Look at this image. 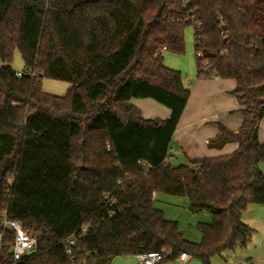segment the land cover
Segmentation results:
<instances>
[{"label":"trees","instance_id":"1","mask_svg":"<svg viewBox=\"0 0 264 264\" xmlns=\"http://www.w3.org/2000/svg\"><path fill=\"white\" fill-rule=\"evenodd\" d=\"M190 26L198 79L234 81L244 119L237 132L219 126L214 144L237 142L233 152L172 165L191 91L163 53L185 54ZM17 51L34 78L16 76ZM46 79L71 88L48 94ZM135 99L171 115L145 118ZM263 116L264 0H0V264H109L162 249L161 263L187 252L212 264L246 247L255 230L243 213L264 204ZM159 194L211 214L201 240L166 217ZM4 212L34 229L35 253L13 258ZM85 225L72 261L67 240Z\"/></svg>","mask_w":264,"mask_h":264},{"label":"crops","instance_id":"2","mask_svg":"<svg viewBox=\"0 0 264 264\" xmlns=\"http://www.w3.org/2000/svg\"><path fill=\"white\" fill-rule=\"evenodd\" d=\"M234 83L223 82L219 78L202 81L198 77L195 82L193 80L187 82L188 86L193 87L192 91L190 90L191 97L172 141L173 144L174 139L177 138V142L179 143L178 150L173 153L171 144L167 161L171 162L172 160H176V163L188 164V162H193L203 157L231 153L238 147V143L233 141L214 144V141L220 133V125L225 126L232 132H237L244 119L241 113L242 106L238 98L234 94H230L236 88V83ZM53 95L59 97L65 96L64 94ZM197 96H199L203 105L207 104V102H213L215 111L208 113V109L205 110L203 106L201 109H199L200 106L199 108H192L190 110L191 102ZM132 103L135 105L133 101ZM197 110L199 111L198 113L195 112ZM233 111H237L238 114L231 115ZM170 115L171 112H166L164 119L169 118ZM208 132L212 136L211 139L207 138L208 135L206 134ZM196 138L201 141L202 146L209 147H195L197 145L193 139L196 140ZM258 138L264 143L260 139L259 130ZM243 220L255 230L252 240L246 247L228 249L220 255H215L212 258V264H246L248 262L252 264H264V204L250 205L243 213ZM109 264H140V262L135 255L129 254L116 256ZM161 264H179V261L177 258ZM190 264H201V261L198 258L192 257Z\"/></svg>","mask_w":264,"mask_h":264},{"label":"rangeland","instance_id":"3","mask_svg":"<svg viewBox=\"0 0 264 264\" xmlns=\"http://www.w3.org/2000/svg\"><path fill=\"white\" fill-rule=\"evenodd\" d=\"M185 41H186V52L183 55H176L169 52H164V61L165 64L177 71H181L184 79V84L186 88L188 87L189 90L192 91L193 87L188 86L187 82L192 81L195 82L197 80V67H196V53L194 48V28L192 26L188 27L185 30ZM13 67L16 71H21L24 69V61L22 59V55L19 51L15 54V59L13 63ZM202 81H210L212 79H199ZM223 82L231 83L234 82L232 80H223ZM235 84V83H234ZM43 90L48 94H64L66 95L69 88L71 87V84L64 83V82H58L53 80H43ZM230 94H233L232 92ZM136 107L141 110L142 115L145 118L148 119H164V114L166 112H170V110L159 104L158 102L152 100V99H139V100H133ZM201 106V107H200ZM202 106L205 108V110L208 109V113L214 112V103L213 102H207V104L203 105L201 102V99L199 96L195 97L194 100L191 102L192 108H199L201 109ZM195 112H199L198 110ZM194 112V113H195ZM238 114L237 111H233L231 115ZM207 138L211 139L212 136L208 132ZM259 136L262 141H264V116L260 122L259 125ZM195 144L197 146L195 147H206L209 146H202L201 141L196 138L193 139ZM179 143L177 142V138L174 139V142L172 144V152H176L178 150ZM194 147V146H193ZM195 149V148H194ZM168 163L172 165H179L180 163H176V160H172L171 162L167 161ZM188 164H192V162H188ZM260 168L264 171V161L260 163ZM155 204L158 208L162 209L166 217L171 220H176L179 222L181 230L184 232V234L191 238L192 240H201V234L197 229V224L200 221L210 222L212 220V216L208 212H192L189 210L188 206V199L187 197H180V196H172V195H166V194H159L156 197Z\"/></svg>","mask_w":264,"mask_h":264},{"label":"built area","instance_id":"4","mask_svg":"<svg viewBox=\"0 0 264 264\" xmlns=\"http://www.w3.org/2000/svg\"><path fill=\"white\" fill-rule=\"evenodd\" d=\"M16 76L18 78H34L36 74L32 70L24 68L21 71H17ZM1 221L5 229H11L15 233V240L12 245V255L16 261L36 252L38 240L34 229L23 227L18 220L9 218L7 212L2 214ZM87 231L88 226L85 225L81 228V232L77 237H72L67 240L66 252L72 261L75 258L73 249L77 243V239L83 237ZM166 252V249H162L161 251H141L136 253L135 257L140 264H160L163 261ZM191 259L192 255L187 252H183L178 256L179 264H190ZM246 264L252 263L248 262Z\"/></svg>","mask_w":264,"mask_h":264}]
</instances>
